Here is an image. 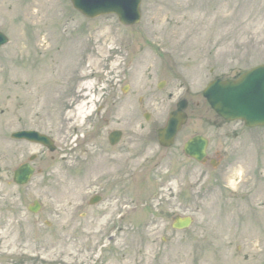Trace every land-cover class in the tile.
Masks as SVG:
<instances>
[{
    "label": "rangeland",
    "instance_id": "rangeland-1",
    "mask_svg": "<svg viewBox=\"0 0 264 264\" xmlns=\"http://www.w3.org/2000/svg\"><path fill=\"white\" fill-rule=\"evenodd\" d=\"M141 12L125 27L70 0H0V264H264V127L222 120L203 96L264 64V0H142ZM181 99L188 121L163 148ZM30 129L56 151L11 137ZM196 135L216 168L184 154ZM34 154V177L15 184ZM177 216L192 226L173 229Z\"/></svg>",
    "mask_w": 264,
    "mask_h": 264
},
{
    "label": "water",
    "instance_id": "water-1",
    "mask_svg": "<svg viewBox=\"0 0 264 264\" xmlns=\"http://www.w3.org/2000/svg\"><path fill=\"white\" fill-rule=\"evenodd\" d=\"M74 7L89 18H96L103 14L114 13L120 22L133 25L140 21L141 0H71ZM8 42L7 37L0 32V47ZM204 96L211 108L224 120H242L248 127L264 126V65L256 67L242 74L236 80H215L204 91ZM187 102L181 101L177 110L170 114L167 126L158 131L159 142L162 146L170 147L175 135L187 121L184 110ZM120 132L110 136L112 144L120 140ZM12 137L41 144L50 151L56 147L52 139L36 131H20ZM207 140L197 136L185 145V153L201 161L206 155ZM34 156L31 160H34ZM35 172L30 163L20 165L14 172L13 181L18 185L27 184ZM98 199L92 200L96 203ZM41 205L35 201L29 210L37 213ZM191 218H177L174 228L183 229L191 225Z\"/></svg>",
    "mask_w": 264,
    "mask_h": 264
},
{
    "label": "flooded vegetation",
    "instance_id": "flooded-vegetation-1",
    "mask_svg": "<svg viewBox=\"0 0 264 264\" xmlns=\"http://www.w3.org/2000/svg\"><path fill=\"white\" fill-rule=\"evenodd\" d=\"M211 155H210V151H209V149L207 150V160H206V163H208L209 165H212L213 163L214 164H218L219 163V161L218 160H216V158L214 157H211Z\"/></svg>",
    "mask_w": 264,
    "mask_h": 264
}]
</instances>
